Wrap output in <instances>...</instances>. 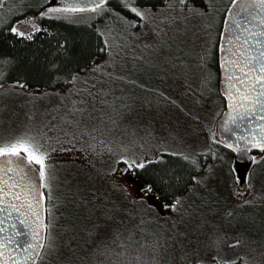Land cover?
<instances>
[{
	"label": "snow or ice",
	"instance_id": "snow-or-ice-1",
	"mask_svg": "<svg viewBox=\"0 0 264 264\" xmlns=\"http://www.w3.org/2000/svg\"><path fill=\"white\" fill-rule=\"evenodd\" d=\"M4 6V0H0V8ZM8 11L12 12L11 6ZM219 13L223 14L218 47L222 74L220 105L226 104L229 116L219 127L227 129L231 139L220 138L207 120L201 122L200 115L192 112L186 115L201 122L194 131H208L207 143L188 142L191 126L183 131L179 126L165 129L163 136H157L152 121L138 109L136 98L125 89H118L116 80L123 81L125 77H116L108 71L109 64L141 36L151 33L150 41L139 43L148 56L147 60L143 55L139 57L144 65L165 72L174 69L184 75L193 96L197 92L202 98L208 96L213 91L209 64L212 50L217 47L210 29ZM37 18L88 28L98 41L97 52L104 53L106 59L98 60L85 45L79 53L84 65L69 66V41L61 38L54 47L55 55L63 59L49 64L46 70L50 78L45 89L24 92L28 81L11 78L17 58L0 54V97L6 100L14 95H27L26 103L32 106L19 127L0 132V264H37L41 252L45 259L59 252L53 225L44 221L42 189H47L51 213V201L61 203L60 197L53 194L61 170L66 174L67 193L72 197L78 226L87 237L84 246L91 256L122 264L117 258L129 254L139 258V250L148 249L155 260V254L175 245L183 264H256L250 255L255 248L232 253L227 249L245 241L252 245L259 242V247L264 249V236L250 239L258 234L247 231L233 236L223 227L247 223V206L252 201L244 200L235 191L234 199L220 196L210 182L215 171L207 158L224 159L218 144L235 148L241 155L252 147L264 151V0H229L223 8L218 7L217 0H160L159 3L116 0L115 6L113 0H43L35 17L10 16L5 31L31 41L34 33L49 32L47 26L36 22ZM25 22L30 31L17 26ZM3 24L0 21V26ZM201 24L204 27L198 26ZM190 40L194 42L189 43ZM153 60L159 64L152 63ZM193 76L199 81L195 90L188 83ZM165 99L174 103L170 97ZM39 100L46 101L47 107L37 119L35 102ZM144 105L153 106L147 100L140 108ZM7 108V103L0 105V111ZM116 130L133 136L142 132L140 139L155 141L156 151L148 157L126 155L130 145L114 135ZM143 146L141 143L140 147ZM57 153L67 157L59 167L55 161ZM105 154L126 161L125 169H143L154 163L166 165L169 156L180 161L181 173L186 176L168 168L154 174L156 181L172 193V203L164 207L182 214L181 220L173 221L171 234H157L143 227L146 224L143 210L133 207L136 201L127 200L125 186L109 185L112 191L122 193L116 197L102 185L98 186L96 177L87 172L70 175L76 160L85 159L94 168L92 159ZM259 159L264 161V156ZM115 171V168L98 170L104 175ZM261 180L264 186V178ZM152 187V184L144 185L149 192ZM248 187L254 188V183ZM189 195L195 197L190 203ZM184 218L192 228L186 227L181 232L176 225L183 223ZM17 221L27 231H22ZM200 232L204 233L203 242L196 239Z\"/></svg>",
	"mask_w": 264,
	"mask_h": 264
},
{
	"label": "rangeland",
	"instance_id": "rangeland-1",
	"mask_svg": "<svg viewBox=\"0 0 264 264\" xmlns=\"http://www.w3.org/2000/svg\"><path fill=\"white\" fill-rule=\"evenodd\" d=\"M229 0H218L219 7L223 8ZM43 3V0H4V7L0 8V21H7L10 16L20 18L21 14L28 13L31 8H37ZM20 5L17 11V6ZM12 7V12L9 13L8 8ZM33 16V15H31ZM35 17V16H34ZM39 23L38 20H36ZM194 23V22H193ZM3 24V25H4ZM24 31H30L27 22L17 25ZM204 27V25H198ZM215 26V27H214ZM1 27V26H0ZM216 28V20L213 22V26L210 29L211 35L214 39V31ZM140 40L148 42L151 40V33L146 37L141 36ZM140 40H136L129 48L125 49L115 59L114 63L109 64L108 71L113 72L116 77L123 76L125 80H116V85L119 88L125 89L130 95L136 98L137 107L142 114L152 121V126L156 130L157 136H163L165 129H170L179 126V129L183 131L185 128L191 126L192 134L188 138L189 143H207L208 131H194L200 127V123L207 120L210 124L215 116L217 107L220 105L219 96L215 94L212 86V92L205 97H201L199 93L195 96L188 91L185 77L180 72L169 69L168 71H159L157 67H151L144 65L139 59L141 55L148 59L146 53H144L139 47ZM190 40L189 43H193ZM213 52V50H212ZM103 59H106V55ZM152 63L159 64V61L153 60ZM209 70L212 72V68L209 66ZM185 71H197V69H186ZM135 82V83H133ZM192 85L193 89L199 87V81L196 76H193L188 81ZM38 87H29L24 89V92H35ZM165 96L170 97L174 103H170L165 99ZM29 99L27 95H14L6 100L0 97V105L7 103L8 108L0 111V132L7 130H13L19 127L25 121V113L32 107L26 103ZM151 101L153 106L151 108L144 105L140 108V105L144 101ZM37 110V119L40 118L42 110L47 107L46 101L39 100L35 102ZM186 112H192L199 114L201 122L193 121ZM214 131V126L211 129ZM111 135V133H110ZM115 136L126 144L130 145L129 153L131 155H142L145 157L150 156L156 151V144L153 140H148L146 137L142 140L143 133L138 131L136 136L130 133H123L121 130H116ZM146 141V142H145ZM171 143V141H169ZM143 143V147L140 144ZM178 147V146H177ZM221 153V151L219 150ZM67 157L57 153L55 161L57 167L60 162L66 160ZM94 168L89 167L85 159H79L75 161L73 168L70 170V175L75 176L77 172L83 174L85 172L96 177V183L98 186L102 185L105 189L111 192L113 196H122L121 192L112 191L109 187L111 183H115L121 186H125L127 189V200L136 201L133 207L137 210H143L144 219L146 224L143 225L149 232H155L157 234H171L174 231L173 221L181 220L182 214L173 212L170 208L164 207L168 205L167 202L160 200L152 190L149 192L144 188L142 182L135 177L136 169L127 167V170L120 174L121 164H126V161L119 160L116 156L111 154H105L103 157L97 156L92 159ZM213 166L215 175L211 179V184L216 192L220 196L225 198H232V192H239L244 200L252 201L247 206V223L241 225L229 226L223 225L230 231V234L235 236L237 232H255L258 235L252 236L250 239L258 240V237L264 236V186H262L261 178H264V172L255 174L251 183H254V188H249L248 183H245L243 187H240L238 177L236 175L235 165L230 166L232 174H229L227 163L222 161H216L212 159L209 163ZM109 168H115V172H111L104 175L98 170H106ZM66 174L61 170L60 181L54 185L53 194L61 199V203L56 202V209L54 212L55 221L59 220L64 222V225L57 227L54 225V233L58 237L59 252H53L52 255L46 259L42 252L41 258L38 259L37 264H112L110 260H104L100 257H94L89 254L88 248L84 246V241L87 237L80 231L78 226L74 208L72 206V197L64 192L67 191L69 185L65 183ZM46 183V181H44ZM65 193V194H64ZM258 194V195H257ZM257 195V196H256ZM141 197L143 199L141 200ZM261 197V198H260ZM195 200V197L189 195V203ZM196 203H199L196 200ZM170 205V204H169ZM58 207V209H57ZM187 207V203L185 204ZM62 208V209H60ZM54 221V223H55ZM181 232L185 231V228H192L191 223L184 218L183 223L176 225ZM75 229V231H73ZM191 235V233H190ZM196 239L203 242L204 233L197 234ZM70 242V243H69ZM194 242V241H193ZM75 245V247L73 246ZM249 248H255V251L250 253L256 264H264V249L257 245H252L248 241L245 243L227 249L229 253L248 251ZM141 255L139 258L129 254L127 257H119L118 260L122 261V264H183L180 259V250L175 245H170L166 252L155 254L156 259H153V253L148 249H140Z\"/></svg>",
	"mask_w": 264,
	"mask_h": 264
},
{
	"label": "trees",
	"instance_id": "trees-1",
	"mask_svg": "<svg viewBox=\"0 0 264 264\" xmlns=\"http://www.w3.org/2000/svg\"><path fill=\"white\" fill-rule=\"evenodd\" d=\"M116 0H113V5L115 6ZM151 3H159L160 0H148ZM229 2V1H228ZM227 2V3H228ZM217 5L219 7V3L217 0ZM38 8H31L28 13H23V15H33L36 16ZM39 24L43 26H47L49 28V32L45 33L43 31L34 33V39L29 41L24 38H20L15 34H9L5 31L7 24H4L0 27V54H10L15 56L18 60L17 67L15 71L12 73L11 78H23L28 81L29 87H38L45 88V86L49 83L50 74L47 72V68L51 62L54 60L59 62L63 59L61 56H56L57 49L54 47L57 40L61 38H67L69 41L68 51H67V64L69 66H75L79 63L81 66L84 65L83 59L79 56V53L85 45L88 46L89 50L96 55V58L103 59L105 57L104 53L97 52V48L99 47L98 41L91 31L83 26H74V25H65L62 23H54L51 21H47L44 19L37 18ZM215 27V26H214ZM223 28V14L219 13L216 16V28L214 31V40L216 42L217 47L213 49L212 54V62L209 66L213 71V80L211 86L215 91V94L220 97V88H219V80H220V67L218 63V47L220 42L219 33ZM58 33V34H57ZM226 109V104L221 106L219 105L216 109L215 116L213 121L210 123L214 126V123L223 111ZM219 113V114H217ZM217 148L223 153L224 159L222 162L227 163L229 174H232L230 166L235 165V155L236 151L234 149H228L223 144H218ZM253 157L257 159L253 160L252 166L247 175V183H251L255 174L260 172H264V161H261L259 157L264 156V151L256 149L255 147L250 150ZM168 163L165 164H150L146 165L143 169L136 168L135 177L143 184H152V192L157 195L160 200L167 202V204L172 203V193L171 190L162 186L155 179V173L160 171L161 169H171V171L176 174H182L186 176V173H181V164L180 161L175 157H166ZM213 158H207V163L209 164ZM236 172V171H235ZM237 175V173H236ZM47 196V189H44ZM67 193V191H64ZM65 194V193H64ZM258 195V194H257ZM256 195V196H257ZM261 198V197H260ZM51 213H49V205L48 199L46 200V214L47 221L46 223H51L53 225V231H55L54 225L56 224V228L64 225V222L61 221V217L59 220L55 221L54 212L56 209L55 199L51 201ZM58 209V207H57ZM62 209V208H60ZM55 221V223H54ZM42 254V253H41Z\"/></svg>",
	"mask_w": 264,
	"mask_h": 264
},
{
	"label": "water",
	"instance_id": "water-1",
	"mask_svg": "<svg viewBox=\"0 0 264 264\" xmlns=\"http://www.w3.org/2000/svg\"><path fill=\"white\" fill-rule=\"evenodd\" d=\"M220 42H219V44H220ZM221 82H222V74L220 72L219 88L221 86ZM228 119H229V116H228L227 110L225 109L223 111V113L215 121L214 132L219 133L220 134V138L231 139V133H229L227 129L219 127V125H220V123L222 121H226ZM229 127L234 128L235 126L229 124ZM233 149L236 151V155H235L234 161H235V168H236V171H237V174H238L239 184H240L241 187H243L245 185V182H246V177H247L248 171H249V169H250V167H251V165L253 163V159H252L253 156H252V154L250 152L251 148L249 149V151L247 153H244L243 155L239 154L235 148H233ZM120 168H121L120 174H123L126 171V169H127V168L125 169V164H121ZM42 190L45 192L44 189H42ZM46 200H47V196H46V193H45V199L43 201V203L45 205V208L43 210L45 223L47 221ZM17 226L22 231H27V229H24V226L22 224H20L19 221H17ZM5 255L7 256L8 253L5 252Z\"/></svg>",
	"mask_w": 264,
	"mask_h": 264
}]
</instances>
